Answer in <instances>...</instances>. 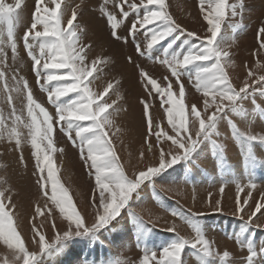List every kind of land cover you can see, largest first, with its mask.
<instances>
[{"label": "snow or ice", "instance_id": "1", "mask_svg": "<svg viewBox=\"0 0 264 264\" xmlns=\"http://www.w3.org/2000/svg\"><path fill=\"white\" fill-rule=\"evenodd\" d=\"M243 3L244 0L235 3L229 0H199V11L203 22H206L205 36H198L196 31H189L178 23L169 12L166 0H139V3L136 0H116L118 14L107 10V0L101 4L100 12L106 19L110 38L124 44L131 39L136 56L147 55L148 59H152L154 48L161 41L171 38L162 49L164 58L156 57L167 66L174 78L166 86H162L144 67L136 64L132 55L126 57L127 62L138 71L147 97L157 95L161 107L168 105L164 108L167 125L161 127V123L155 122L150 114L149 100L143 96L138 98V103L142 105L141 126L146 123L147 134L143 137L144 144L137 164L144 166H133L129 174L113 143V137L119 139L117 133L121 132L114 119L121 109L115 100L109 103L105 99L114 84L109 82L102 92H93L90 88L95 79L94 74L100 71L98 66L108 63L110 58L97 57L89 62L92 45L83 42L82 36L86 32L76 22L78 15H83L81 5L77 4L71 10L65 26V9L62 8L61 0H49L48 3L45 0H33L30 10L26 0H14L11 3L0 0V24L6 26V40L11 49L12 61L16 63L20 59L16 29L23 24L22 46L31 60L36 84L47 94V103L53 109L50 112L43 103L37 101L31 85L25 76L20 75L19 69L12 70L14 87H9L7 73L0 68V80L4 82L7 103L12 105L10 124L0 112V138L6 133L7 140L14 144V150L19 153L18 162L22 165H26L23 145L25 141L30 142L36 168L33 175L39 173L36 184L48 197L50 182L49 199L53 205L49 207L45 204L46 211L40 206L35 208L32 220L35 221L37 216H44L45 219L40 224L33 222L30 225L31 235L28 239L36 249L30 250L14 223L12 210L17 206L13 203V190L0 189V244L8 250L0 256V264H44L42 257L52 258L63 254L77 239H87L91 243L99 241L102 244L100 237L113 231L123 216L131 221L139 247L152 231L148 226L150 222L132 208L133 203L139 202L144 187L151 184L155 191L156 178L169 169L175 170L174 166L180 162L188 164L206 155L209 145L216 168L222 175L229 172L227 145L217 140L221 135L218 129L222 122H226L231 130V139L239 146L245 172L250 175L258 164H264V160L255 152L256 145L264 146V133H254L250 128L242 130L231 118H247L245 101L248 100L254 105L255 111L264 114V108L256 103L257 93L264 97V59L260 58L264 55V21L257 29L258 48L252 53L257 59L250 67L244 65L247 72L240 84H235L228 72L229 68L235 66L229 51L231 44L218 39L226 17L235 16L236 5ZM25 10L27 15L22 16ZM133 15L135 19L126 24L125 21ZM141 31L147 41L143 46L137 39ZM182 37L179 49H175L174 45ZM197 40L199 43L195 42ZM232 43H235L234 39ZM7 59L5 48L0 47V65L6 66ZM185 77L196 93H202L187 105ZM164 79L168 80V77ZM174 85L178 87V93L174 92ZM12 92L23 96L24 107L19 115L16 114ZM21 126L28 129L27 135L21 131ZM113 128H116L115 132L111 131ZM57 130L78 149L80 159L88 169L87 175L94 181L90 185V197L83 200V210L77 208L68 189L60 184L56 176L52 153L57 151L54 140ZM153 138L154 142H151ZM232 182L236 187L232 214L239 216L242 221L235 242L247 251L242 264H264V241L257 246L246 235L249 228L264 229V224L255 223L259 216L264 215V191L259 192V199L253 197L257 185L251 177L247 184H242L240 180ZM225 183L219 188L221 197L225 192ZM245 189L247 192L241 201L240 194ZM166 191L175 192L178 196L184 194L179 188H167ZM250 200L254 201V206ZM205 206L214 213L223 212L222 198L213 202L211 193ZM188 211L191 215L181 218L193 229L195 238L189 240L180 235L173 224L167 231L174 232L175 239L161 247L159 257L155 250L144 245L139 264H184L182 253L189 246L196 250L199 264H211L213 258H218L220 264H231L228 259L231 253L227 250L222 255L215 252L211 241L205 236L203 226L195 220V217L204 213L192 212L191 209ZM172 215L178 214L173 210ZM154 219L158 220L159 217ZM45 223L52 230L51 237L41 230ZM108 264L113 262L109 261Z\"/></svg>", "mask_w": 264, "mask_h": 264}, {"label": "bare ground", "instance_id": "2", "mask_svg": "<svg viewBox=\"0 0 264 264\" xmlns=\"http://www.w3.org/2000/svg\"><path fill=\"white\" fill-rule=\"evenodd\" d=\"M72 1L73 0H61L62 8L65 9V14L63 17V23L65 24V26H66V20L70 18L71 10L76 8V5L78 4L77 0H74V2L71 3ZM6 2L11 3L14 2V0H6ZM26 2L28 5V10H30L33 6V0H26ZM48 2L49 0H45V3ZM177 2L178 0H174L172 2L170 1L169 12L171 14L174 12L175 7L177 6ZM229 2L235 3L237 2V0H229ZM81 3L86 4L87 0L86 2L82 0ZM247 5L254 8H264V0H244L243 5L238 6V8L245 7ZM195 9L196 6H191L188 7L187 10L185 11L177 12L176 13V16L178 18L177 22L178 23L186 22L190 26L199 28L200 32L203 35H206V24L191 19L193 17V13ZM26 15H27V10H25V12L22 13V16H26ZM85 17L94 20L93 16L90 15L89 12L83 11V15L82 16L78 15V19L76 22H78L81 25V27L85 30V32H87L88 30L89 33L91 34H98L99 29L96 23L93 24L89 23L91 24L90 26L91 29L86 28ZM238 17L245 19L242 29L240 31H234L233 28H231L226 22H224L222 25L224 30L221 32V35L218 37V39L224 41L225 44H231L229 51L232 54V59L234 61L235 66L229 68L228 72L233 77L235 84H240L243 77L246 75L247 69L244 68V65L248 64L250 67L257 59V57L253 56L252 53L258 48L259 39L257 38V29L259 28L260 23L264 21V16L261 17L258 14H256L254 17H247L246 14L244 13L238 15ZM130 19L131 20L135 19V16L134 15L130 16ZM20 30L24 32L25 29L23 24H21V26H19L16 29V33L19 32V34L17 33V37L19 39L22 33ZM140 33L142 36L140 38V42L143 46L144 44L147 43V41L144 39L143 31H141ZM233 39L235 40V43H232ZM82 40L83 42L89 44L90 39L88 36L85 35L82 36ZM170 40H171L170 38H167L166 40L161 41L160 44L154 48L152 52V57H153L152 59H148L147 55L144 57L136 56L134 53V49L129 50L127 52H121L119 55L116 56L105 55V54L98 56L101 59L105 57L110 59L108 63L98 66L100 68V71L94 74L95 79L93 80L92 85H90V88L92 90H97L103 87L104 76L110 71L105 67V65L111 66V68L115 73L121 72L123 67L133 69V64H129L126 60V57L129 55H132L135 63L144 67L145 70L152 77L166 74L168 80H165L163 78L157 81L160 82L161 85H167L168 81L173 80L174 78L171 77L170 70H168L167 66L161 64L160 60L156 59V57H159L160 59L164 58L162 49L163 47L167 46ZM17 42H19L18 39ZM115 42L117 44H122V42H118V41ZM5 46L7 48L6 52L9 51L8 49L9 46L7 44ZM260 58L264 59V55H262ZM92 59L94 58L89 55V62H91ZM150 67H152L154 70L153 69L149 70ZM111 75L114 76L115 74L111 73ZM137 77L138 74L136 73H133L128 76L127 84L130 88L133 89L136 87L135 81ZM184 81H185V88H187L189 84L187 80L184 79ZM2 83L1 86L3 85ZM2 87L4 88V86ZM2 87L1 89L3 90ZM174 89L178 91V87H176L175 85H174ZM194 92L195 91L192 90V93ZM2 93L3 91L1 92V94ZM4 93H6L5 90ZM140 96H143L149 100L151 104L149 111L150 114L153 116L154 121L160 122L161 127L166 126L167 116L166 113L162 111L160 97L157 95H154L153 97H147V94H141L138 97ZM117 97H118V92L112 90L108 93L105 99H107L109 103H111L112 100H115L117 103L116 100ZM187 99H188L187 95L185 94L186 105L190 103L189 100ZM196 99L197 97H192V102H194ZM259 101L264 107V97H261L260 94L257 93L256 102ZM41 102L44 104V106L47 104L46 100L43 97H41ZM1 103L2 102H0V104ZM19 103L21 104L22 102ZM0 106L3 107L4 105L2 104ZM10 106L12 108V105ZM245 106L248 110V116L247 118H243V117L237 118L238 126H240L242 130H244L245 128H250L254 133L255 132L264 133V114L255 111L254 105L251 103L250 100L245 101ZM16 107L18 108L17 105ZM166 107H168V105H166ZM5 108L7 109V107ZM5 108L3 109L5 110ZM17 108L16 111H18ZM8 109H10V107ZM8 109L7 112H9ZM51 110L53 111V109ZM141 113H142V105H139V108L137 110L130 109L127 110L126 114L119 115L118 113L114 117L116 121V127L120 128L121 132L117 133L119 139L113 137V143L115 144L118 155L121 158V163L125 165V168L129 172V174H131L133 166H137V167L144 166L137 164L139 158V152L141 150L142 145L144 144L143 137L144 135L147 134L146 123L143 126H141ZM254 113L257 114L255 115L257 118L256 122L253 121ZM7 114H10V112ZM120 123H123L125 125L124 129L118 126ZM218 130L221 133V135L220 137L217 138V140L218 142L225 143L227 145L226 156L228 163L230 165V170L227 174H224V178L216 175L217 168L215 169V166L212 163L216 161L215 159L213 160L212 155L208 154L209 151H207L206 155H201L199 159L193 161V162H197V165L191 164L188 165L187 167L186 166L183 167L184 165L183 163L179 167H176L177 170L175 171L173 169L167 170L166 173H163L161 174L160 177L156 178L155 191L153 190V186L151 184H148L141 191L140 193L141 198L139 199V202L132 204V208L136 210L139 214H141L145 219V221L150 222L148 226L152 228V231L148 235V239H147L148 242L144 243L142 241L140 246L138 247L137 243L135 242V238L133 236L130 239L125 238L127 237V233L129 232L133 235L134 230L131 221H128L127 217L123 216L120 219V223L115 225L113 231L106 232L100 237V240L103 241L102 244L99 241H97L98 243L97 242L91 243V245H93L94 247L95 255H96L95 264H102V262L103 264H108L109 261H112L113 264H115V262L117 261H119L120 264H126V262H128V264H139V259L143 255L144 245H146L151 250H155L157 252V257H159V252L161 250V247L171 242L173 239H175V233L167 231V229L169 227H172L173 224H175L176 226L175 228L176 232H178L180 235L184 236L189 240H193L195 238V232L189 226V224L181 218V216L191 215L188 211L189 209H191L192 212L204 213L203 215L195 217V220L198 221V223L202 225L204 229L207 226V230H213V228H211V224H209V219L211 218H218L220 221L224 222V226L226 228V232L224 234L219 235L217 234V232H215V234H212L213 235L212 237L207 238L211 241V246L215 252H218L222 255L223 251L225 250L229 251L231 253V256L228 259L231 261V264H237L238 260L242 259L247 255L246 249L240 248L239 245H237V243L235 242V235L240 231L242 221L240 220L239 216H234L232 214L235 207V195H236V187L232 181L240 180L242 184H247L249 182V178L251 177V179L257 185V189L253 190V197L259 199L258 192L264 190V182H263L264 178L262 177L264 175V164H258L260 167L263 166V171L261 172V174H257L256 168L253 169L255 171L253 170L251 171L250 175L247 174L242 165V156L240 154L239 146L231 139V130L228 128L226 122H222ZM21 131L25 135H27L28 133V129L23 128L22 126H21ZM111 131L115 132L116 128H113ZM2 138L3 140H1L0 145L2 148H5V151L2 156L0 155V159L5 160L8 154L10 153L19 157V153L14 150V144L10 143L7 140L6 133ZM55 139L57 142L58 149L61 151L64 148L61 152L62 156H60L61 162H63L61 163L63 169L59 168L56 176L59 177V182L60 180L62 182L64 181L67 182L66 187L70 190L73 202L77 205L78 209L83 210L84 208L83 200L90 197L91 195L90 185L94 183V181H91L89 177H86L87 176L86 174L88 172L86 173L85 170L83 169L78 153H76V150L69 147L65 137L63 136V134L59 133L58 130L57 133L55 134ZM151 142H154V138L152 139ZM30 146H31L30 142L25 141L23 145L24 156L28 152L32 151L30 149L31 148ZM210 148L211 146L209 147L208 150H211ZM27 149L29 150L28 152H26ZM255 152L256 155L261 160H264V150H262L260 145H256ZM76 160L78 162H72ZM14 162L18 163V159H16ZM17 163L14 164V167H16ZM188 167H190L189 170ZM184 169H187L188 172L184 173ZM222 183H225V192L223 194V197H221V193L219 192V188ZM48 188H51L50 183L48 185ZM167 188L182 189L184 194L182 196H178L176 195L175 192L166 191ZM193 190L195 194V201L193 200ZM246 192L247 189H245L244 192H241L240 194L241 201H243V199L245 198ZM209 193H211V199L213 202L216 199L222 198L223 212L214 213L205 206V201L209 199ZM250 203L253 204L254 206L253 200H250ZM15 204L17 206L15 209L19 212L21 224L23 225L25 222V215L23 214V212L22 214H20V211L26 209V204L23 205L18 202ZM45 204H47L49 207L53 206L49 198L48 200H46ZM44 205H41L42 210H46L44 209ZM173 210L178 215L173 216L172 215ZM249 211H251V209H249ZM149 213H151V215ZM34 214L35 211L31 214V217H33ZM244 216L245 219H247V213H245ZM262 216H259V219L255 220V223L261 224L260 218ZM154 217H159V219L158 220L154 219ZM14 218L16 217L14 216ZM44 219H45L44 216H37L35 221L31 220L26 224V228L30 230L31 223L34 222L40 224L42 221H44ZM57 223L59 224V221H57ZM47 228H49V225L45 223L43 229L41 230L46 231ZM248 232L247 233L250 234L248 236H250L254 240L257 246H259L261 241H264V229L249 228ZM21 235L25 238V240L29 242V240L22 233ZM118 235L120 236L118 237ZM205 236H208L207 232H205ZM30 244L31 243L29 242V245ZM132 246H133V251L127 252V250H129ZM98 249L102 251H99ZM7 251L8 250L6 249V247L0 244V256L4 255ZM42 259L44 260V258ZM182 259L184 261V264H199L198 254L196 250L192 249L190 246L185 248L184 252L182 253ZM217 261L218 260L216 258H213L211 264H220L217 263ZM52 264H55V261Z\"/></svg>", "mask_w": 264, "mask_h": 264}, {"label": "rangeland", "instance_id": "3", "mask_svg": "<svg viewBox=\"0 0 264 264\" xmlns=\"http://www.w3.org/2000/svg\"><path fill=\"white\" fill-rule=\"evenodd\" d=\"M170 1L172 2L174 0H166V2H168V3H170ZM73 2H74V0L71 3H73ZM81 2H82V0H77V3L81 5V8L83 9V11H87L90 13V15L93 16L94 20L89 18L90 23L91 24L96 23V25L99 29L98 34H91L87 30L86 35H85V36L89 37V39H90L89 44L92 45V50L89 53V55L91 57H93L95 59L98 56L103 55V54L116 56V55H119L121 52H127L129 50L134 49V45H133L131 39L129 40V43H127V44H124V43L117 44L115 41H113L110 38L109 30L106 27V19L101 15V12H100V6H101V4H104L105 0H87L86 4H82ZM115 2H116V0H107V10L118 14V9H116V7H115ZM136 2L139 3V0H136ZM191 6H196V9L193 13V17L191 19L206 24V22H203L202 15L200 14V11H199V0H178L177 6L175 7L174 12L172 13L173 18L178 21L176 13L179 11H185V10H187L188 7H191ZM238 6H242V5L237 4L236 9H235L236 15L235 16L228 15L224 21L231 28H233L234 31H240L242 29L244 22H245V19L238 17V15L245 13L247 17H254L256 14L260 15L261 17L264 16V8H254V7H251L248 5L245 7L238 8ZM84 16H85V14H84ZM130 21H131V19L129 17L128 21H125V23L127 24ZM91 24H89V22L86 21V28L91 29V27H90ZM180 24L183 27H186L189 31H196L198 36H205L200 32L199 28H197V27L190 26L186 22H183ZM223 30H224V28L222 27L221 32ZM21 32L22 33H21L20 39L17 37V33L19 34V32L16 33V37L19 40V42H18L19 49L18 50H21V51H19V56L22 58H20L16 63H13L12 58H11V49H10V47H8L9 51H7L8 59L6 62V66L0 65V67H2L3 69L5 68L4 70L8 76L9 87H14V83L11 80L12 69H19V73L21 75L25 76L26 79L28 80L29 84L31 85V87L33 89L34 97L37 99V101L42 103L41 97H43L47 102V94L42 92L39 89L38 85L36 84L34 74L31 71V60H30V58L27 57L26 52L22 46L21 37L23 35V31H21ZM141 37H142L141 33H138L137 39L139 41H140ZM182 40H183V37L181 38V40L177 41V43H176V45H174V47L179 49V45L182 43ZM195 42L199 43L198 40ZM0 44L2 46H5L7 44L6 26L3 24H0ZM1 45H0V47H2ZM4 48L6 51L7 50L6 46ZM20 53H21V55H20ZM21 65H23L25 67H23ZM105 67L110 71L107 74H105V76H104L103 87H101L97 90H92V91L93 92H102L103 89L107 86V84L109 82H113L114 88L112 90H115L118 92V97L116 100H117L118 107H120V109H121L119 112V115L126 114L127 110H130V109L137 110L139 108V105H140L138 103V98H139L138 96L141 94H147V93L143 87V84L140 82L138 71L136 70L134 65H133V69L123 67L121 72H119V73H115L113 71V69L111 68V66H109V65H105ZM7 68H8V70H7ZM151 69H153V68L150 67L149 70H151ZM111 73H114L115 75L112 76ZM133 73L138 74V77L135 81L136 87L132 89L127 84V78L129 75H131ZM166 76H167L166 74H162L160 76H156L153 78L160 80ZM184 79L187 80L186 77ZM117 81L119 83H116ZM2 82L3 81L0 80V89L2 86H4V82L3 83ZM41 82H43V81H41ZM1 83L3 84L2 86H1ZM162 86H166V85H162ZM112 90H110V91H112ZM173 90H174V92L178 93V91H176L174 88H173ZM192 90L195 91L194 87H192L189 84V86L186 88V95L188 98L187 100H189L190 103L192 102V97L199 98L202 95V93H196V92L192 93ZM2 91H3V93L1 94ZM11 95L14 98L15 107H16V105L18 106V108L17 107L16 108L18 109L19 112L16 111V113H17V115H19L21 109L24 107V104L22 105V103L21 104L19 103V102H22L23 96H22V94H19L16 92H14V93L12 92ZM69 95L72 96L73 94H69ZM177 98H178V96H177ZM0 102H2L0 105H2V104L4 105L3 107L0 106V112H3V115L6 119V121L8 123H11V117L7 113L11 112L12 108L7 103V93H4V88H3V90L2 89L0 90ZM256 103L261 105L262 106L261 108H264L260 101L256 102ZM5 107H7V109L10 107V109H8L9 112H7V109ZM45 107H47L49 109V111L52 112V110H51L52 107L50 104L47 103L45 105ZM165 107H166V105H164L162 107V111H164L163 109ZM3 108H5V110ZM24 114L26 116V109L24 111ZM255 115H257V114L254 113L253 121L256 122L257 118ZM231 118L234 119L238 124L237 118H241V117L232 116ZM118 126L122 127L123 129L125 127V125L123 123H120ZM65 139L67 141L66 137H65ZM1 140H3V138L2 139L0 138V144H1ZM54 140H55V147H56L57 151L52 153V155H53V166L56 169V175H57L59 168L63 169V166L61 165V163H63V162H61L60 156H62L61 152L64 148L60 151L58 149L55 136H54ZM67 144L69 145V147L76 150V153H78V155H79V151L77 148L73 147L70 144V142H68V141H67ZM209 147H210V145H209ZM261 148H262V150H264V146H261ZM0 150H2V151H0V153H1L0 155L2 156L4 151H5V148H2L0 145ZM28 151L29 150L27 149L26 152H28ZM208 151H209L208 154L212 155L211 150H208ZM25 158H26V165H22L19 162L18 163L14 162L16 159H18V157L12 153L8 154V156L5 160L0 159V189L11 188L13 190L12 191L13 203L15 204L18 202V203H21L23 205L26 204V209H23L20 211V214H22V212H23V214L25 215V222L23 225L21 224L19 212L16 209L12 210V212L16 217V220H15L14 216H13L14 223L17 226V230L20 233H22L28 239L31 235V231L26 228V224L32 220L31 214L35 211L36 206L44 205L46 200H48V198L51 196V188L47 187V191H48L49 195H48V197H45L43 195V192L39 188V186L36 184L37 175H39V173H37V175H33V173L36 172V168H35V159H34V157H32L31 152H28L25 155ZM212 158H213V160L215 159L214 157H212ZM80 161H81V159H80ZM72 162H78V161L76 160V161H72ZM15 163H17L16 167H14ZM81 163H82L83 169L87 173L88 172L87 168L84 167L82 161H81ZM183 163L184 162H180L178 165H175L174 169L176 167H179ZM212 163L214 164L215 169H216V164H215L216 162H212ZM191 164L197 165V162H193V163L190 162L188 164L184 163L183 167L184 166L187 167L188 165H191ZM255 168H256L257 174H261V172L263 171V166L260 167L259 165H257ZM189 169H190V167H188V170ZM26 170H28V171H26ZM175 170H177V168ZM253 171H255V170H253ZM27 172H29V173H27ZM185 172L186 173L188 172L187 169H184V173ZM219 173H220V175H219ZM44 175L45 176L47 175L46 170H45ZM216 175L224 178V174L222 175L221 171L218 168L216 171ZM86 177H88V175ZM262 177L264 178V175ZM57 178L59 180L58 176H57ZM60 182H61L60 184L63 183L62 185L64 187H66L67 182H65V181L62 182L61 180H60ZM263 182H264V179H263ZM68 191H69V194L71 195L69 189H68ZM44 211H46V210H44ZM263 217H264V215L260 218L261 224H264ZM153 222H155V221H153ZM209 224H211V228H213V230H207V226H206V228L204 229L205 232L208 233V236H206V238L212 237L213 236L212 234H215V232H217V234H219V235H222L226 232L224 222L220 221L218 218L209 219ZM46 232L48 233L49 237H51V235L53 234L52 230L50 228H47ZM248 233H247V236L250 235ZM119 236L120 235H118V237ZM132 236L135 238V242L137 243L135 234L132 235L129 232V233H127V237H125V238L130 239V238H132ZM147 239H148V237L146 239H144L143 242L144 243L148 242ZM28 240L31 243L30 239H28ZM25 241H26V245L29 247L30 250H36L33 248L32 244L29 245V242L27 240H25ZM132 251H133V246L129 250H127V252H132ZM140 251H142V250H140ZM216 259L218 260L217 263H220L219 259L218 258H216ZM54 261H55V264H86V262H87V264H95V261H96L95 250H94L93 245H91V242H89L87 239H77L76 241L72 242L69 245L66 253H63L61 255H58V256L52 257V258H46V259H44V264H52ZM237 264H242V259L238 260Z\"/></svg>", "mask_w": 264, "mask_h": 264}, {"label": "flooded vegetation", "instance_id": "4", "mask_svg": "<svg viewBox=\"0 0 264 264\" xmlns=\"http://www.w3.org/2000/svg\"><path fill=\"white\" fill-rule=\"evenodd\" d=\"M85 19H86L87 22L90 23V20H89L88 18L85 17ZM39 206L42 207L41 205H39ZM13 215H14V214H13ZM14 216H15V215H14ZM14 219L16 220V218H14ZM66 252H67V250H66L64 253H66ZM44 259H46V258H44Z\"/></svg>", "mask_w": 264, "mask_h": 264}, {"label": "crops", "instance_id": "5", "mask_svg": "<svg viewBox=\"0 0 264 264\" xmlns=\"http://www.w3.org/2000/svg\"><path fill=\"white\" fill-rule=\"evenodd\" d=\"M99 251H102V250H100V249H98Z\"/></svg>", "mask_w": 264, "mask_h": 264}]
</instances>
